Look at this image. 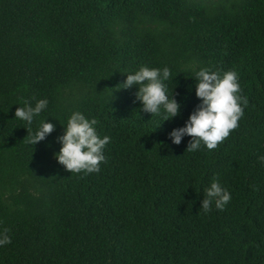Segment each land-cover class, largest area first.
<instances>
[{"label": "trees", "instance_id": "trees-1", "mask_svg": "<svg viewBox=\"0 0 264 264\" xmlns=\"http://www.w3.org/2000/svg\"><path fill=\"white\" fill-rule=\"evenodd\" d=\"M193 61L238 75L243 115L213 150L167 136L198 103ZM141 65L169 68L179 116L151 117L135 86L116 89ZM41 98L31 126L13 118ZM73 111L110 138L98 172L53 159ZM43 119L55 129L30 145ZM260 156L264 0H0V264H264ZM213 180L231 199L205 212Z\"/></svg>", "mask_w": 264, "mask_h": 264}, {"label": "clouds", "instance_id": "clouds-1", "mask_svg": "<svg viewBox=\"0 0 264 264\" xmlns=\"http://www.w3.org/2000/svg\"><path fill=\"white\" fill-rule=\"evenodd\" d=\"M189 76L193 80L194 95L198 103L184 120L183 125L171 129L167 136L172 144L179 145L184 137H190L186 150L195 152L201 145L207 150H213L218 143L228 137L231 130L237 127V121L243 115L240 106L241 97L238 75L234 70L223 72L212 71L200 67L193 61L187 66ZM125 73L122 83L116 86L117 90H126L135 86V100L139 102L140 111L161 116V121H170L180 115L181 105L169 92L167 81L171 77L168 67L155 68L146 65ZM173 78V77H172ZM46 98L36 100L30 104L24 101L22 106L16 107L13 118L31 126L34 118L46 109ZM161 123V122H160ZM159 123V124H160ZM97 120L86 118L79 111H73L63 125V132L56 137L58 151L52 154L53 159L70 173L85 174L98 172L100 164L105 161L104 149L109 143L107 135L100 136L96 130ZM51 122L41 120L38 126L28 133V143L33 145L45 140L54 131ZM264 164V156L258 157ZM204 197L200 200L203 211L210 210L214 203L215 208L223 210L230 201V192L220 183L213 180L204 188ZM7 229L0 231V247L11 242Z\"/></svg>", "mask_w": 264, "mask_h": 264}]
</instances>
